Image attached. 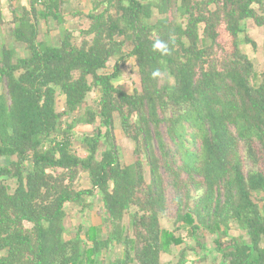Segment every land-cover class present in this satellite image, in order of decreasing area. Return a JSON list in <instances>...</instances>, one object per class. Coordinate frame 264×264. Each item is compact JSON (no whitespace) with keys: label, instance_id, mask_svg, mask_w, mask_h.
I'll list each match as a JSON object with an SVG mask.
<instances>
[{"label":"trees","instance_id":"16d2710c","mask_svg":"<svg viewBox=\"0 0 264 264\" xmlns=\"http://www.w3.org/2000/svg\"><path fill=\"white\" fill-rule=\"evenodd\" d=\"M29 1L9 0L7 28L27 55L0 47V264H164L183 233L195 245L176 264L207 263V236L220 264H264V70L241 49L256 47L242 35L264 27V0H92L82 41L65 30L57 46L38 31L64 25L66 0ZM128 57L132 94L117 85ZM116 130L135 145L130 164ZM92 199L100 221L67 237L66 206L91 212Z\"/></svg>","mask_w":264,"mask_h":264},{"label":"rangeland","instance_id":"374dc122","mask_svg":"<svg viewBox=\"0 0 264 264\" xmlns=\"http://www.w3.org/2000/svg\"><path fill=\"white\" fill-rule=\"evenodd\" d=\"M67 4L63 8L64 12V25L58 26L54 23L48 24L44 21L40 22L39 26V34L38 38L40 41L47 43L48 45L57 46L62 38L63 32L65 30H68L72 32L74 37V42L80 43L82 41V35L81 30L86 29L90 22L89 19H87L86 15L90 13L93 9L92 0H66ZM22 5H27L28 8L30 6L29 0H22ZM11 3L9 0H0V7L3 11V15L6 19V26H0V47H7L9 49L16 50V57H23L26 56L27 53L23 47H20L18 45H15L12 38L8 34V27H12V7H10ZM13 8H17L20 6L18 2H13L12 4ZM21 7V6H20ZM76 12H81L77 17H73L72 14ZM81 14V15H80ZM83 14V15H82ZM86 14V15H85ZM158 19V15L155 14L153 21ZM246 33L245 35H242V37L248 36L251 38L255 43L256 47L245 44L241 46L242 51L249 56V58L252 60L254 64V71L259 76L263 73L264 70V27H257L252 21L247 22L246 26ZM114 62L111 63V66L108 70L104 72H110L111 68L113 67ZM121 70H122V76L121 81L117 83V85L123 86V88L128 91L129 93H133L135 89H138L140 87V77L138 72V67L136 64L135 58H126L121 63ZM97 94L95 92H92L88 95L87 98V105L91 106L95 99H97ZM57 107L59 110L64 109V105L62 104V100L58 99ZM79 115H73L71 118V121L78 118ZM76 133L78 135H84V134H92L94 132V128L92 126H79L75 129ZM116 141L117 144L120 146V152L123 155L122 162L124 164H130L133 160V152L135 149L134 143L127 139L125 134L122 130H116L115 131ZM77 155L79 157H85L86 153L82 149H75ZM5 165V162L1 161L0 166ZM82 176L80 181V188L81 189H88L90 186H88L87 183V177ZM11 186H13V183H11ZM88 199V198H87ZM89 200V199H88ZM93 200V199H92ZM93 211H85L84 213H81L79 208L73 205H67L66 211L68 214V217L65 220V225L67 228V237L71 238L75 236V233L78 229V227L81 224L85 225L84 231L88 229L89 226L95 224V222L98 220L100 221V214H101V207L99 204V200L95 199L93 200ZM129 218L126 217L125 224H128ZM160 224L161 227L164 229H168L173 231L174 225L171 221V219L167 216H162L160 218ZM105 233H107V230H105ZM234 236H241L244 235V233H236L231 232ZM183 237L185 239V244L172 250L170 255L163 254L161 256L162 262L164 264H176L179 253L183 248L188 246H194L195 242L188 240L185 233H183ZM215 237L214 236H207L205 237V243L207 245V248L209 251H211V255L208 258L207 263H198V264H220L221 258L217 253L214 251L215 244H214ZM112 253H109L107 255L108 260H114L120 256H122V247L116 246L114 247ZM196 258L194 253H191L189 255V259L191 260L188 262V264H192V261Z\"/></svg>","mask_w":264,"mask_h":264},{"label":"clouds","instance_id":"9594fccd","mask_svg":"<svg viewBox=\"0 0 264 264\" xmlns=\"http://www.w3.org/2000/svg\"><path fill=\"white\" fill-rule=\"evenodd\" d=\"M153 48L154 50H160L162 53H166L167 51L166 45L162 41H159V40H157L154 43ZM158 74H159L158 72H154L153 76H156Z\"/></svg>","mask_w":264,"mask_h":264},{"label":"crops","instance_id":"0c3cea01","mask_svg":"<svg viewBox=\"0 0 264 264\" xmlns=\"http://www.w3.org/2000/svg\"><path fill=\"white\" fill-rule=\"evenodd\" d=\"M84 175H85L84 177H87V178H86V179H87L86 181H87V183H88V186H90V183H89V181H88V175H87V174H84ZM89 188H90V187H89ZM89 188H88V189H89Z\"/></svg>","mask_w":264,"mask_h":264}]
</instances>
